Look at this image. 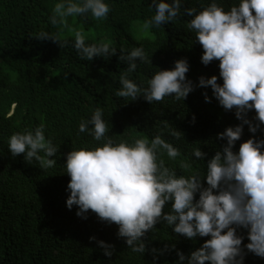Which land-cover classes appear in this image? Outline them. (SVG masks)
Segmentation results:
<instances>
[{
  "label": "trees",
  "instance_id": "1",
  "mask_svg": "<svg viewBox=\"0 0 264 264\" xmlns=\"http://www.w3.org/2000/svg\"><path fill=\"white\" fill-rule=\"evenodd\" d=\"M55 2L0 0V264H175L178 251L188 257L210 236L187 238L160 221L141 238L145 252L132 253L125 239L117 235L118 225L101 220L92 210L82 218L76 215L78 206L67 208L70 176L65 162L72 149L103 143L78 130L81 120L101 107L109 128L107 135L114 142L132 143L138 137L151 139L161 134L181 152L175 160L166 153L160 156L177 175L206 172L207 161L226 144V139L217 134L242 122L236 118L235 108L225 110L218 103L210 86H196L201 75H217V82H223L218 60L208 65L201 62L202 46L195 31L187 28L192 16L184 12L192 7L199 12L210 0H182L181 12L174 21L147 31L141 26L155 13L152 0H105L111 9L106 19L96 21L90 15L69 18L72 26L84 30L87 43L109 39L117 48L112 56L91 61L80 58L74 35L67 30V42L62 47L52 39L34 37L41 30L57 31L49 20ZM217 2L228 10L238 0ZM139 46L151 63L138 60L130 79L147 87L155 72L171 69L176 60L185 58L189 64L185 75L194 90L179 101L171 96L152 103L142 95L135 100L115 96L121 87L119 76L127 67L119 60L121 49L126 53ZM205 93L210 102L205 101ZM254 117L253 109L247 118L259 123ZM41 122L46 126V138L50 137L58 148L52 167L35 160L28 163L23 153L13 157L8 149L12 133L34 129ZM170 129L180 132L179 137L172 136ZM249 138L264 139V124L256 133L245 124L233 151ZM196 147L207 154L203 161L192 157ZM182 161L190 162L191 169H182ZM202 183L207 186L203 178ZM170 208L171 202H167L163 211ZM247 231L237 228V235L243 237V264H264V258L245 247L250 242ZM100 240L113 246L111 256L104 254Z\"/></svg>",
  "mask_w": 264,
  "mask_h": 264
},
{
  "label": "clouds",
  "instance_id": "2",
  "mask_svg": "<svg viewBox=\"0 0 264 264\" xmlns=\"http://www.w3.org/2000/svg\"><path fill=\"white\" fill-rule=\"evenodd\" d=\"M152 5L155 13L144 21V31L174 21L181 12L182 0H152ZM110 10L105 0H56L49 20L57 31L41 30L34 37L52 39L62 47L67 42V30L74 35V48L82 60L110 57L117 51L111 40L87 43L84 30L69 22V18L87 15L100 21L108 17ZM184 12L192 16L187 28L195 31L202 46L201 62L208 65L218 60L223 81L218 83L217 75H201L196 86H210L218 103L225 110L235 108V116L242 122L217 134L226 139V144L207 161L206 172L177 175L160 158L166 153L170 160H175L181 155L177 147L161 134L151 139L138 137L132 143H116L107 135L109 128L103 109L96 107L90 118L81 120L78 130L103 143L67 153L65 168L70 180L66 191L70 195L66 206L69 210L78 206L76 215L82 218H87L86 213L92 210L101 220L118 225L117 235L125 239L132 253L143 254L146 249L141 238L158 222L165 221L173 232L187 238L210 236L188 257L178 251L175 264H184L185 260L187 264H243V237L237 235V228L248 230L247 250L264 258V139L249 138L238 151H233L245 124L252 133L264 124V0H238L228 10L217 0H210L199 12L195 7ZM121 50L119 60L126 62L127 67L119 76L121 87L115 96L135 100L142 95L150 103L171 96L179 101L194 90L193 82L185 75L189 71L185 58L176 60L171 69L155 72L147 87H143L129 76L137 69L138 60L151 63L150 58L142 46L126 53ZM204 98L210 102L207 93ZM253 109L254 119L259 122L256 124L247 118ZM45 127L41 122L34 129L12 133L8 138L11 155L23 153L28 163L35 160L44 167H52L58 148L50 137L46 138ZM169 131L174 137L180 135ZM191 155L203 161L207 154L196 147ZM180 167L187 170L192 164L182 161ZM167 202H171V208L164 212ZM98 244L105 255H112V245L103 240Z\"/></svg>",
  "mask_w": 264,
  "mask_h": 264
}]
</instances>
